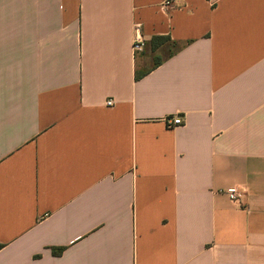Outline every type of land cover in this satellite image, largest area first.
<instances>
[{
    "label": "crops",
    "instance_id": "0c3cea01",
    "mask_svg": "<svg viewBox=\"0 0 264 264\" xmlns=\"http://www.w3.org/2000/svg\"><path fill=\"white\" fill-rule=\"evenodd\" d=\"M165 1L0 0V264H264V0Z\"/></svg>",
    "mask_w": 264,
    "mask_h": 264
},
{
    "label": "built area",
    "instance_id": "2783aa9c",
    "mask_svg": "<svg viewBox=\"0 0 264 264\" xmlns=\"http://www.w3.org/2000/svg\"><path fill=\"white\" fill-rule=\"evenodd\" d=\"M170 4H171V0H166L163 5L168 6ZM133 29H134L133 50L134 52H141L145 46V39L142 36L140 24L138 23L134 24ZM113 103L114 101L112 99H109L106 102L107 106H111L113 105ZM164 122L167 128H174L182 125L183 119L181 116L178 115V116L167 117L164 119ZM221 193L224 194L233 203H240L243 198V192L236 187L227 188L225 190H222Z\"/></svg>",
    "mask_w": 264,
    "mask_h": 264
},
{
    "label": "trees",
    "instance_id": "16d2710c",
    "mask_svg": "<svg viewBox=\"0 0 264 264\" xmlns=\"http://www.w3.org/2000/svg\"><path fill=\"white\" fill-rule=\"evenodd\" d=\"M168 40L167 37H154L152 40V46L154 49L158 48L162 43L166 42ZM161 60L156 59L155 66L159 65ZM137 77H140L139 75ZM63 249H53L52 252L54 255H60L62 253Z\"/></svg>",
    "mask_w": 264,
    "mask_h": 264
}]
</instances>
